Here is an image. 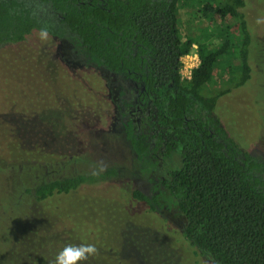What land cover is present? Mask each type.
<instances>
[{
  "label": "trees",
  "instance_id": "16d2710c",
  "mask_svg": "<svg viewBox=\"0 0 264 264\" xmlns=\"http://www.w3.org/2000/svg\"><path fill=\"white\" fill-rule=\"evenodd\" d=\"M201 1L0 0V99L12 100L0 114V194L11 212L19 200L27 199L26 213L31 203L118 176L111 167L98 175L78 170L61 173L56 165L63 160L53 158L30 172L26 164L30 160H25L33 152L74 154L69 148H78L77 137L69 128L51 130L50 125L59 123L58 114L46 99L70 88L76 96L83 85H90L93 95H103L106 72L135 85L129 104L133 118L121 121V129L136 157L150 158L157 151L162 158H178L176 167L162 172L159 183L162 194L173 201L180 232L194 252L214 264H264V154L242 149L216 112L217 98L250 76V37L240 10L243 0H216L213 9L210 2ZM204 14L214 26L205 23ZM218 21L225 24L219 34ZM233 25L236 38L228 31ZM42 28L48 31L47 40L39 38ZM55 41L72 45L85 58V66L90 67L86 83L69 80L65 64L51 52ZM192 44L198 62L183 83L180 57ZM216 64L233 67L225 81L229 86L223 87L222 80L216 86ZM43 65L52 71L47 79L42 76ZM42 99L47 106L38 110L36 103ZM64 107L71 104L65 101ZM74 112L89 113L87 123L103 115L100 109L91 112L85 102ZM77 119L86 121L83 116ZM52 165L56 172L50 171ZM158 194L131 192L150 210L166 212ZM3 207L0 203L4 229L0 259L5 258L0 264L15 260L16 243L22 247L23 264L29 258L50 264L56 254L37 252L38 238H21L19 226L17 231L13 227L5 231ZM3 245L9 247L10 256L1 252Z\"/></svg>",
  "mask_w": 264,
  "mask_h": 264
},
{
  "label": "rangeland",
  "instance_id": "374dc122",
  "mask_svg": "<svg viewBox=\"0 0 264 264\" xmlns=\"http://www.w3.org/2000/svg\"><path fill=\"white\" fill-rule=\"evenodd\" d=\"M207 1L212 4L213 9L216 0L201 2L204 4ZM240 10L250 37L247 47L250 76L243 84L231 87L228 92L217 98L216 112L223 119L229 135L242 149L260 150L264 154V0H243ZM206 14L205 23L213 25L212 18ZM258 20L261 22L258 23ZM222 26L225 27L224 21L215 24L217 34ZM205 27L198 30L202 32ZM228 31L237 37L234 25ZM50 49L66 64V71L70 74L69 80L86 83L87 78H90V71L80 70L76 66L81 58L79 53H75L70 46L60 41L51 44ZM182 60L187 62L185 58ZM41 69L43 78L47 79L48 75H52V71L48 72L45 65ZM232 70L231 65L216 64L214 72L219 74L216 86H219L222 80L225 87V81L231 76ZM103 74L106 90L103 95H93L90 85H83L84 87L76 90V96L70 88L68 92L59 91L56 92V97L51 95L46 99L58 114L56 119L59 123L56 126L50 125L53 128L51 130L61 127L74 132L78 148L70 146L69 151L74 153L71 154L73 157L79 159L73 160L69 155L50 156L47 152L43 155L33 152L25 160H30L26 161L30 172L37 164L39 165L36 168L40 169L43 163L60 159L63 161L56 167L61 173L70 170L98 172L110 164L111 170H115L118 176L94 184L81 185L68 193L55 194L41 202L31 203L26 213L24 211L28 204L27 199L13 204L15 211L13 212L12 208L11 212L5 197L0 194V203L4 204L1 208V225L5 227L6 232L12 231L11 227L17 231L19 226L23 231L21 238L28 241L38 238L39 246L34 247L45 256H53L66 244H96L98 255L82 264H214L207 256L196 254L182 236L179 215L174 212L173 201L161 192L159 177L166 169L177 166V156L171 155L160 166H155L150 162L149 156L136 157L131 151L123 148L110 152L107 149V142L113 136H116L117 142L123 143L121 121L125 119V100L115 91V79L106 72ZM180 79L183 83L189 79L183 66L180 67ZM69 80L67 83L71 84L73 81ZM39 92L42 91L39 89ZM43 97L45 99L44 95ZM43 99L36 103L38 110L47 106ZM11 101L0 99V114L7 110ZM65 101L71 104V108H63ZM84 102L91 112L100 109L103 115L93 123H87L90 121L89 113L74 112L79 111ZM28 105H31V102H28ZM76 115L83 116L86 123L79 121ZM3 142L9 145L10 140L5 139ZM52 170L57 171L54 166L50 168V171ZM135 189L147 196L153 192L159 193L157 198L160 197L166 204V212L150 210L147 204L133 198L131 192ZM0 230L4 231L1 226ZM21 248L20 243H16L13 250L15 260L11 264H23ZM8 250L9 247L3 245L1 252L10 256ZM36 257H39L38 254ZM17 258L18 261L15 262ZM4 261L5 258L0 259V263ZM36 262L29 258L24 264ZM6 263L10 264L9 260Z\"/></svg>",
  "mask_w": 264,
  "mask_h": 264
},
{
  "label": "flooded vegetation",
  "instance_id": "af4514ba",
  "mask_svg": "<svg viewBox=\"0 0 264 264\" xmlns=\"http://www.w3.org/2000/svg\"><path fill=\"white\" fill-rule=\"evenodd\" d=\"M62 42L63 41H60V43H62ZM67 45L70 46L71 50H73L75 53L77 52L74 49H72V45H69L68 43H67ZM84 60H85V58H82V56H81V58L79 59L80 62H78L76 64V66H78V68L80 70H87L88 71V70H90V67L89 66H85V64H84L85 61ZM65 66H66V64H65ZM86 67H89V68H86ZM107 74L110 77H113L115 79V85H114L116 87L115 91L117 92L119 97H124V100H125V102H124L125 110L123 111L124 112V116H125L124 120H126L128 118H133V112L132 111L134 109L129 104H131V102H132V98H133L132 96H133V94L135 92V90H134V86L135 85L132 82H127V81L123 82V80H121L120 77H118V76L111 75L110 73H107ZM121 135H122V138H123V143H121L120 141L117 142L116 136H113V138H111L110 141L107 142L108 143L107 149L109 150V152L111 150L116 151L119 148H123L125 150L128 149V151H131L133 153V155L136 156V154L131 150V148L127 144V139L125 137V132H122ZM159 152H160V150H159ZM153 154H154L155 157L154 156L150 157V162L153 165H155V166L156 165L160 166V164L164 163V161L167 159V158H162L161 155L157 156V151H154ZM107 167H112V166L109 164V165H107ZM159 179H160V177H159ZM82 185H85V184H82ZM154 193H157V192H153V194Z\"/></svg>",
  "mask_w": 264,
  "mask_h": 264
},
{
  "label": "clouds",
  "instance_id": "9594fccd",
  "mask_svg": "<svg viewBox=\"0 0 264 264\" xmlns=\"http://www.w3.org/2000/svg\"><path fill=\"white\" fill-rule=\"evenodd\" d=\"M260 23L261 21H257ZM39 38L41 40L48 39V31L42 28L39 31ZM102 170V169H101ZM93 175H98L93 172ZM99 253V249L94 243H79V244H66L60 251H58L50 264H82V262L89 261Z\"/></svg>",
  "mask_w": 264,
  "mask_h": 264
},
{
  "label": "built area",
  "instance_id": "2783aa9c",
  "mask_svg": "<svg viewBox=\"0 0 264 264\" xmlns=\"http://www.w3.org/2000/svg\"><path fill=\"white\" fill-rule=\"evenodd\" d=\"M182 58H185L187 62L182 60ZM180 62L181 67L183 66V68L187 70V73L189 75L191 68H193L198 62V55L196 53V46L194 44H192V48L189 52L180 57Z\"/></svg>",
  "mask_w": 264,
  "mask_h": 264
}]
</instances>
